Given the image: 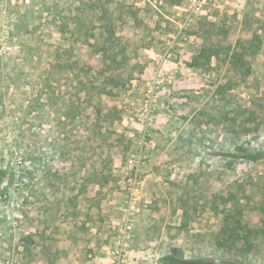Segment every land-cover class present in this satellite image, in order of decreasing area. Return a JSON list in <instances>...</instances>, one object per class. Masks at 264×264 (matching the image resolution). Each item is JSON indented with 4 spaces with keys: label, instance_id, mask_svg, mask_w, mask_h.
Masks as SVG:
<instances>
[{
    "label": "rangeland",
    "instance_id": "rangeland-1",
    "mask_svg": "<svg viewBox=\"0 0 264 264\" xmlns=\"http://www.w3.org/2000/svg\"><path fill=\"white\" fill-rule=\"evenodd\" d=\"M112 7L116 17L124 13L127 24L117 22L118 34L130 62L124 86L95 103L118 111L106 122L88 108L68 144L42 151L44 169L25 162L38 174L25 175L20 185L4 184L0 264H177L176 248L185 264H264L263 240L246 257L216 246L222 224L212 211L219 196L241 188L245 202L251 179L264 177V157L246 159L264 154V132H253L257 123L264 127V45L250 59L254 75L232 90L219 89L237 81L225 66H188L203 46L216 41L218 27L230 30L231 41L254 32L264 36V0H116ZM2 38L0 54L13 53L5 55L6 74L14 63L31 64L21 53L17 59V44L14 49L5 34ZM52 42L66 45L57 36ZM40 65L47 67V58ZM33 79L15 87L0 81L6 107L0 146L8 145L0 155L10 162L15 154V169L21 166L15 136L23 135L34 157L46 134L30 116L22 119L30 96L39 91L28 84ZM247 107L253 116L242 112ZM86 135L90 148L81 143ZM85 165L107 177L105 186L96 192L88 186L86 195L64 210L76 185L63 175ZM246 219L256 220L251 212Z\"/></svg>",
    "mask_w": 264,
    "mask_h": 264
},
{
    "label": "trees",
    "instance_id": "trees-1",
    "mask_svg": "<svg viewBox=\"0 0 264 264\" xmlns=\"http://www.w3.org/2000/svg\"><path fill=\"white\" fill-rule=\"evenodd\" d=\"M115 2L116 0H26L19 5L12 4L11 0L0 1V49L3 44L2 36L5 34L9 46H14V49L15 44L18 46L17 59L21 53L23 55L20 56H26V60L31 63L29 66L14 63L9 74H6V54H0V81L4 83L6 79L8 84L15 87L21 80L35 78L28 84L39 87V91L30 96L22 119L25 121L30 116L46 133L38 146L39 154L34 157L27 151L23 135L15 136L14 145L18 147L21 158L18 161L21 163L18 167L20 171L13 168L15 154H10V162L0 155V194L6 189L4 184L11 182L12 185H20L24 182L25 175L31 179L33 175H37L38 170H35V174L31 173L29 165L44 169L46 163L43 160L46 157L42 151L57 148L59 144H68L76 136L73 135L74 128L88 108L93 107L96 115L104 117L106 122L115 117L113 114L118 111L116 106L103 105L101 101L95 103L101 97L116 95L115 91L124 86L123 76L130 62L126 41L118 34L120 26L127 23L122 17L124 13L120 12L121 16H115L117 9L112 7ZM118 21L121 25L117 24ZM55 36L66 45L53 43ZM230 36V30L226 26L218 27L216 41L203 46L188 63L191 68L209 70L214 68L215 62L217 66H225L230 73L235 74L236 82L229 81L219 89L232 90L245 86L255 72L250 59L256 57L264 45V36L257 32L233 41ZM31 37L38 40L31 41ZM8 55L12 56L13 53ZM43 58H47V67L40 65ZM113 71L117 74H113ZM255 97V94L251 95L252 102H255ZM248 111L249 107L242 109V112ZM253 115L252 112L247 114L248 117ZM5 116L4 96L0 94V120ZM254 130V133L261 134L264 127L257 123ZM78 140L75 142H79ZM90 141V136L86 135L81 143L90 148ZM4 146H0V153H3L1 148ZM6 155L8 154L3 156ZM263 157L264 154H252L246 159L257 160ZM25 162H29V165L25 166ZM21 176L23 181L16 179ZM63 178H73L76 185L72 189L76 193L63 201L64 210L74 201L83 198L88 192V186L96 192L95 188H104V181H107L106 176L91 173L86 165L82 171L65 173ZM52 186L55 187L53 184ZM249 190L250 195H243L245 202H241L239 196L245 194L246 189L241 188L236 193L219 196L221 203L218 200L219 205L215 202L212 207V211L221 216L222 226L216 234L215 244L224 253H239L246 257L259 247L260 240L264 241V177L251 179ZM248 212L254 213L255 222L246 219ZM26 240L30 245L34 242L30 236ZM174 251L177 264H185L180 261V250L176 248Z\"/></svg>",
    "mask_w": 264,
    "mask_h": 264
}]
</instances>
